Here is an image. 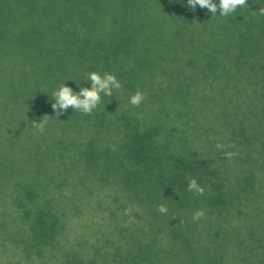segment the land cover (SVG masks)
Instances as JSON below:
<instances>
[{
  "label": "rangeland",
  "instance_id": "obj_1",
  "mask_svg": "<svg viewBox=\"0 0 264 264\" xmlns=\"http://www.w3.org/2000/svg\"><path fill=\"white\" fill-rule=\"evenodd\" d=\"M83 1L88 3L87 9L82 14L89 20V24L84 26L85 29L78 30L88 35L90 46L102 41L99 40L101 36L98 33L101 34L104 30L108 31L111 38L137 26L143 30L138 32L136 39L133 37L130 40L125 37L117 39L125 45L122 49L128 57L133 58L137 55L139 58L134 57V60L139 61L155 57L153 60L163 63L168 62L164 60L166 57L172 60L171 64L177 69L181 66L176 61H182V57L186 62H191L192 68L200 67V64L204 62L208 63V59L214 60L213 79L209 77L195 92L191 94L187 92L180 96L173 86L166 89L168 81L173 77L172 73L156 70L153 81L148 80V77L145 78L146 75L143 80H139L145 72L138 75L131 73L132 76L128 79L121 64L111 61V66L119 65L124 77L129 81L126 83L122 81V88L115 91L113 96L103 97V102L98 109L103 108L104 112L112 111V114L121 117L120 121L95 117V111L98 109L91 115H83L69 109L66 114L61 115L59 121L54 119L50 103L51 93L65 80H73L65 81L73 88H76L75 82H77L71 77L70 68H66L67 59L58 61L56 63L59 66L58 71H53L46 77L42 67L44 63H48V59H53L46 56L47 59L44 60L43 50H39L35 63H30L23 53L25 45L28 46L24 34L9 38L11 41L9 47H14L18 53L9 54V120L4 119L0 122V264H29L32 259V256L27 254V246L22 245L27 235L28 225L16 214L15 207L17 203H21L24 207L27 203H31V199L35 200L34 203L39 200L45 201L44 203L50 205L53 211L59 212L62 209L68 211V216L62 221L64 228L56 236L57 243L55 241L52 246H43L41 257L38 259L34 257L36 264H75L77 262L72 261L74 258L83 263L94 260L95 264H127L128 260L124 253L130 249V245H136L135 242L138 239L146 240L152 236L165 237L162 238V242L168 244L169 236L165 232L162 233L163 230H159L161 228L155 229L153 225L156 223V218H153L152 209L158 206L151 201L153 198H158L159 192L151 184L143 183L144 180L140 178V175L137 177L132 175V180H126L125 177L131 175L126 168H124L126 174L115 180L109 178L104 184L99 180L88 182L89 175L86 173L88 171L86 168L89 167L91 171L99 169L96 166L100 165V160L91 159L87 165V158L101 155L104 149L103 143H108L114 151V153L108 151L104 160L122 154L125 152L123 149L121 152L117 144L110 143L111 138L108 137L110 131L118 133L117 129H119L118 137L121 136L120 141L123 144L129 138L128 135L132 132L133 126L143 128L148 126L145 123L149 121L156 123L158 127L155 138L162 149L169 148V150L181 152L183 147L185 149V147L193 146L201 151L205 143L203 134L207 128L193 121L190 114L193 112L188 113V108H185L182 102L187 107L195 104L196 111L202 114L210 110V105H213V109L230 111L234 115H243L242 113L247 115L250 109L247 106L239 107L236 103L238 100L252 105L253 108L255 106L250 101L248 93L243 92L244 90L229 99L224 94L221 95L220 90L225 81L229 80V83H233L232 78H236L232 70L226 67L230 59L235 57V50H238L235 46L239 43H250V41L255 45L264 44V15L256 11V9L264 8V0H248L249 8L247 11L243 10L246 11L245 13L240 11L229 17L219 15L212 17L205 9H198V12L185 10L184 6L180 7L183 4L180 0H118L116 5L107 0ZM176 3L179 7H173ZM253 8L255 12L252 11ZM236 17L246 20L243 29L248 33L245 35L239 34L237 27L230 22ZM206 19L209 22H205ZM224 19L229 20V23L224 24ZM19 26L21 31L25 28L23 24L18 25V22L11 21L9 30L16 28L14 31L17 33ZM72 26L73 20L70 22V27ZM187 29L192 32L190 43L183 34V31ZM61 32L65 34L58 36L61 37L58 39L62 43L61 46L71 45L72 36L67 35L65 31ZM54 33H49L50 43L54 42L60 29H54ZM38 35L41 39L43 38V25L38 28ZM211 35L214 37L209 38ZM145 36L150 38L148 44L150 50L143 46ZM200 37L202 40L198 41ZM208 38L218 42L212 45L215 53H206L209 50L203 48L202 43ZM161 41L169 45L170 53L171 51L172 53L165 57L160 54L152 56L151 54L154 51L157 52L161 46ZM186 44L190 45L191 53L181 56L178 51H183V46L187 47ZM38 45L44 48L43 39L38 40ZM35 72L38 73L37 77L33 76ZM175 73L183 76L179 70ZM29 76L33 77L28 80ZM238 81L243 82L241 77H238ZM137 90L144 92L145 100L139 107H134L128 103V97ZM120 99L125 103L119 105ZM211 102L213 103L205 107ZM1 107L5 113L7 107L0 104V109ZM40 119H48L47 130L43 135L33 127L34 121L39 122ZM256 121L264 122V116L261 114ZM209 128L212 131L216 129ZM226 133L227 131L224 130L221 139L215 137V144L220 142L224 144ZM102 136L103 139L100 140ZM114 171L115 168L109 171L110 174L107 171V174L114 175ZM79 177L85 182L78 183L76 179L79 180ZM126 185H130V188ZM143 196H145V202L141 201ZM112 199H117L121 208L116 211L112 209ZM145 205L150 209L146 210ZM108 208L115 213H108L106 211ZM73 209L79 213L72 212ZM244 210L239 216L231 215L229 221L232 220L231 224L236 225V228H233L234 237L231 234L230 238L236 243L239 238L240 248L244 250L250 244L249 241L253 244V248L260 247L264 239L263 230L254 229L251 227V222L257 218L255 211L259 212L260 220L264 219V204L248 203ZM255 221L259 220L255 219ZM136 247L137 250L139 246ZM150 247L156 248L157 245ZM226 261L238 264L234 261L231 252L226 255ZM173 263L183 264L180 260Z\"/></svg>",
  "mask_w": 264,
  "mask_h": 264
},
{
  "label": "trees",
  "instance_id": "obj_2",
  "mask_svg": "<svg viewBox=\"0 0 264 264\" xmlns=\"http://www.w3.org/2000/svg\"><path fill=\"white\" fill-rule=\"evenodd\" d=\"M107 1L116 5L122 0ZM180 1L183 3L180 7L184 6L183 9L188 10L185 6V0ZM247 3L245 7L238 9L237 12L242 11L245 13L249 8V2ZM87 6L88 3L83 0H0V104L7 107L5 113L2 107L0 109L2 111L0 122L9 118V54L18 53V50H15L14 47H9V42L11 45L9 38L22 33L28 42V46L25 45L26 48L23 53L30 60V63H35L39 50H43L44 60L48 56L53 59H48V63H44V67H42V71L45 72L44 76L53 71H58L59 66L56 63L66 58V61H68L66 68H70L71 77L75 78L77 83L83 80L86 74L91 71L111 72L117 76L121 83L122 81L126 83L129 81L130 76L133 74L138 75L141 72L145 73L139 80H143L146 75L145 78L148 77V80L153 81L155 71L163 70L164 73L173 74L166 85V89L173 86L175 91L182 96L187 92H190V94L195 92L200 85H204L209 77L213 79L212 74L215 71L213 72L212 65L215 63L214 60L208 59V63L204 62L205 64L201 63L200 67L195 66V68H192L191 62H186L182 57V61L176 62L183 69L179 66V69H177L171 64L172 60L170 61L168 60L170 58L165 57L170 55L172 51L170 53L169 45L163 41H161L162 44L157 52L154 51L151 55H164V60L168 62L155 61L153 60L155 57L145 61L134 60L137 55L133 58L128 57V54L122 49L125 45L117 39L121 37L129 40L131 37L136 39L138 32L143 30V28L137 26L122 31L123 36L119 34V36L111 38L108 31L105 32L104 30L101 34L98 33L101 36L99 40L102 41L97 45L90 46L88 35L78 30L79 28L85 29L84 26L89 24V20L82 14ZM173 7L179 6L176 3ZM198 9H200L199 6H197V12ZM252 11L255 12V8ZM140 13L144 14L143 12ZM71 19L73 20L72 27H70ZM11 21L18 22V25L23 24L25 28H22L21 31L19 26V32L17 33L14 31L16 28L10 31L9 23ZM205 22H209V20L206 19ZM225 22L228 24L229 20L224 19L223 23L225 24ZM230 22H233L232 24L237 27L239 34L245 35L248 33L243 29L244 24H246L245 19L236 17ZM42 25L44 26L43 49L38 45V40L42 41L38 35V28ZM57 28L60 29V33L56 35L57 37L55 36L54 42L50 43L49 33H54V29ZM61 31H65L67 35L77 39L71 38L73 41L71 45L63 47L58 40L61 38L58 37L60 34L65 35ZM183 34L190 43L192 32L187 29L183 31ZM212 37L214 35L209 38ZM209 38L204 39L203 48L209 50L206 53H215L216 51L212 49V45H216L214 43L218 42L217 40H209ZM149 39L146 36L143 39L145 41L143 46L147 50H150L148 49ZM199 40H202L201 37ZM186 46V48L183 46V51H178V54L181 56L190 54L191 47L188 44ZM231 46L234 47V45ZM235 47L238 48L237 51L234 49L235 57L230 59L226 65L228 70L231 69L232 74L236 76V78H232L235 83H229V80L225 81L220 93L229 99L234 94L244 90L243 92L248 93L250 101L255 106L253 108L252 105L238 100L236 103L239 107L247 106L250 111H247V115H244V113H242L243 115H234L230 111L213 109L214 106L210 105L213 102H211L205 105V107L210 105V110H206L202 114L196 111L195 104H190L187 107L182 102L183 106L188 108V113L193 112L190 113L194 119L193 121L197 125H203L207 128V131H204L203 134L205 142L202 146L203 150L200 151V149L198 150L193 146L185 147V149L183 147L181 152L169 150V148L162 149L155 138L158 127L156 123L149 121L145 123L148 126L143 128L133 126L132 132L128 135L129 138L123 144L120 141L121 136L118 137L120 130L117 129L118 133L113 130L110 131V136H108L111 138L110 143L117 144L121 152L123 149L125 152H122V154L104 160L107 152L112 151V147L108 143H103L101 145L104 146V149L101 155L98 154L99 156L94 158L88 157L86 160L87 165H89L91 159L100 160V165L96 166L99 169L91 171L89 167L86 168L88 169L86 173L89 175L87 177L88 182L99 180L104 184V182H108L109 178L115 180L118 177H123L127 170L131 175L125 177L126 180H132V175L136 177L140 175V178L144 180L143 183L151 184L160 194L157 196L158 198H153L151 203L154 202L156 206L163 204L168 208L167 214L163 215L157 210L158 207L152 209L154 212L153 218H156V223L153 224L154 228H161L159 230H163L162 233L165 232L169 236L168 244L162 242L165 237H162L163 239L160 237V239L152 236L146 240H144L145 238L138 239L135 242L136 245H130V249L124 253L128 260L127 264H174L173 261L176 262L177 260H180V263L183 264H231V262L226 261V255L229 252L233 254L234 261L238 264H264V239L260 247L255 246L254 248L249 241L250 244L244 250L240 248L239 238L237 243L230 238V235L235 233L233 228H236V225L231 224L232 220L229 221L231 215L239 216L245 211L244 208L248 203L264 204V122L257 123L256 121V118L261 114L264 116V44L255 45L250 41V43H239ZM225 51L227 52V50ZM111 61H117L121 64L128 79L124 77L123 70L119 65L111 66ZM176 70L181 71L183 76L176 74ZM37 74L35 72L33 76L37 77ZM33 76H29L28 80ZM238 77H241L243 82L240 83ZM81 83L83 84V82ZM120 103L125 102L120 99L119 105ZM102 109L95 111L94 116L120 121L121 117L112 114V111L104 112ZM209 127L216 129L212 131ZM224 130L227 131V137H224L226 139L225 143L232 145L231 148L225 150L236 153L231 160L225 157L223 150H217L215 147L214 138H223ZM102 139L103 136L100 140ZM112 152L114 153V151ZM113 168H115V171L114 175L111 176L116 178H112L107 174V171L109 173ZM97 170L100 175H98ZM103 171L104 174H102ZM122 171H124V174H122ZM193 177L204 187L203 195L187 190L188 181ZM76 180L78 183L85 182V180H81V177ZM153 181L158 183H152ZM126 186L130 188V185ZM144 197L141 199L143 202H145ZM33 201L35 200L31 199V203H27L24 207L21 203L15 204L16 214L19 218H23L28 225L27 235L22 245L27 246V254L32 256L29 264H36L34 257L37 259L41 257L43 246L55 244L53 242L56 241V236L64 228L62 221L68 216L67 210L53 211L50 205L44 203L45 201L39 200L35 203ZM115 204L117 205L114 206ZM111 205L114 206H112V209L115 211L121 208L117 199H112ZM144 207L146 210L150 209L147 205ZM200 209L204 210V217L199 221L193 220L192 214ZM71 211L78 212L75 209ZM106 211L111 214L115 213L111 208L106 209ZM255 214L257 215L255 219L259 221L256 222L253 219L249 223L251 222V227L256 230L258 228L262 229V235H264V221H261L264 219L260 220L258 218L259 212L255 211ZM151 245L152 247L157 245V247L151 249ZM136 246H139L137 250ZM72 261L77 262L75 264H95L94 260L83 263L80 260L76 261V258H74Z\"/></svg>",
  "mask_w": 264,
  "mask_h": 264
},
{
  "label": "clouds",
  "instance_id": "obj_3",
  "mask_svg": "<svg viewBox=\"0 0 264 264\" xmlns=\"http://www.w3.org/2000/svg\"><path fill=\"white\" fill-rule=\"evenodd\" d=\"M247 0H185V6L190 11H195L197 6L200 9H205L214 16L229 17L247 5ZM260 15H264V8L258 10ZM218 13V14H217ZM73 81V80H65ZM65 81L56 87L51 93V108L56 120L60 121V117L66 114L69 109L73 112H79L83 115H91L97 110L103 102V97H111L115 91L122 88L121 81L111 72L91 71L86 74V77L79 83L75 82L76 88L68 86ZM83 82V84L81 83ZM145 100L144 92L137 90L134 94L128 97V103L134 107H139ZM45 116V115H44ZM49 117L48 115H46ZM51 118V117H49ZM48 119H40L39 122L33 123V127L43 135L46 133ZM217 150H223L224 155L228 160H231L236 153L227 151L232 145L216 144ZM187 190L198 195L204 194V187L201 186L198 180L193 177L188 181ZM162 214H167L168 208L160 204L157 209ZM205 215L203 209L197 210L192 214L195 221L201 220Z\"/></svg>",
  "mask_w": 264,
  "mask_h": 264
}]
</instances>
